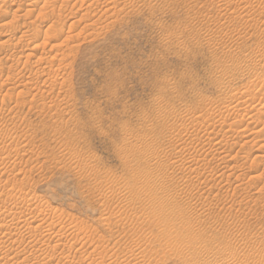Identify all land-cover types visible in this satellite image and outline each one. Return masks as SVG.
Segmentation results:
<instances>
[{
    "label": "rangeland",
    "instance_id": "rangeland-1",
    "mask_svg": "<svg viewBox=\"0 0 264 264\" xmlns=\"http://www.w3.org/2000/svg\"><path fill=\"white\" fill-rule=\"evenodd\" d=\"M0 264H264V0H0Z\"/></svg>",
    "mask_w": 264,
    "mask_h": 264
}]
</instances>
